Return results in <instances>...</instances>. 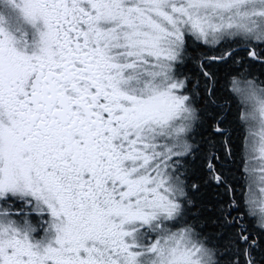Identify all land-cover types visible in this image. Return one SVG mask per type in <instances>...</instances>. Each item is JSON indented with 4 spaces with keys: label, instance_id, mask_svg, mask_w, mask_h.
<instances>
[{
    "label": "snow or ice",
    "instance_id": "6c2138e0",
    "mask_svg": "<svg viewBox=\"0 0 264 264\" xmlns=\"http://www.w3.org/2000/svg\"><path fill=\"white\" fill-rule=\"evenodd\" d=\"M0 264H264V0H0Z\"/></svg>",
    "mask_w": 264,
    "mask_h": 264
}]
</instances>
